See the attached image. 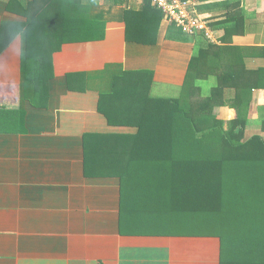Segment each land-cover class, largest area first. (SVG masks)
<instances>
[{"label":"crops","instance_id":"0c3cea01","mask_svg":"<svg viewBox=\"0 0 264 264\" xmlns=\"http://www.w3.org/2000/svg\"><path fill=\"white\" fill-rule=\"evenodd\" d=\"M221 1L198 0V13L225 19ZM147 2L0 0V264H222L218 235L181 227L171 206L180 192L160 180L174 174L131 169L121 177L122 145L112 136L129 135L131 149L144 103L181 96L200 50L196 77L200 65L210 81L227 71L226 103L213 108L224 130L264 139V0H241L242 24L224 41L225 30L213 28L214 42L183 34ZM13 17L39 21L32 35L47 50L64 36L47 81L6 54ZM103 100L130 124L109 122Z\"/></svg>","mask_w":264,"mask_h":264},{"label":"trees","instance_id":"16d2710c","mask_svg":"<svg viewBox=\"0 0 264 264\" xmlns=\"http://www.w3.org/2000/svg\"><path fill=\"white\" fill-rule=\"evenodd\" d=\"M217 8L225 11L226 18L210 23L214 29L225 30L224 41L229 36L228 29L239 27L246 12L241 8V0L221 1ZM38 23L31 21V28ZM178 29L186 34L180 27ZM59 37L64 36H56L57 47L47 50L46 39L33 36L34 52L31 60L24 63L25 75L33 73L44 81L52 76L53 53L62 42ZM86 37L73 36L74 39ZM3 47L4 44L1 50ZM200 54L197 50L193 57L181 96L154 98L151 104L144 103L142 115L133 122L139 131L131 137L134 141L131 149L129 135L112 136L116 146L122 145L123 153V161L116 172L127 177L131 169L158 174L168 170L173 177H160V180L163 186L170 184L172 191L175 189V197L177 188L180 192L179 203L172 199L171 206L179 207L184 231L199 224L198 234L218 235L223 243L222 264H264V139L254 136L242 141V132L235 133L232 128L224 130L213 108L226 103L220 94L228 84L225 81L227 71L222 70L210 81L208 70L200 65L201 77H196L194 59ZM253 87L257 86L253 84L249 90ZM128 90L124 88L120 95L126 96ZM130 93L133 94L132 90ZM104 103L103 100L100 110L109 122L130 124L128 118H114ZM90 155L91 150L87 149L86 167L90 166ZM135 155L138 157L134 163L129 156ZM151 181L160 183L157 177H152Z\"/></svg>","mask_w":264,"mask_h":264},{"label":"built area","instance_id":"2783aa9c","mask_svg":"<svg viewBox=\"0 0 264 264\" xmlns=\"http://www.w3.org/2000/svg\"><path fill=\"white\" fill-rule=\"evenodd\" d=\"M166 21L176 24L188 35L202 34L207 40L216 41L210 21L197 10L198 0H151Z\"/></svg>","mask_w":264,"mask_h":264},{"label":"clouds","instance_id":"9594fccd","mask_svg":"<svg viewBox=\"0 0 264 264\" xmlns=\"http://www.w3.org/2000/svg\"><path fill=\"white\" fill-rule=\"evenodd\" d=\"M6 54L14 61L25 63L31 60L34 49L31 26L19 17L10 18Z\"/></svg>","mask_w":264,"mask_h":264},{"label":"rangeland","instance_id":"374dc122","mask_svg":"<svg viewBox=\"0 0 264 264\" xmlns=\"http://www.w3.org/2000/svg\"><path fill=\"white\" fill-rule=\"evenodd\" d=\"M182 224V228H183V226H184V224L183 223H181ZM180 228V226H178L177 225V223H176V225L175 226H173V227H168V228H166V229H168V230H170V231H176L177 229H179ZM188 228H191V229H189L188 230V232L189 233H198L199 231H200V225L199 224H195V226L194 227H188ZM139 229V228H138ZM205 229H203V231H204Z\"/></svg>","mask_w":264,"mask_h":264}]
</instances>
